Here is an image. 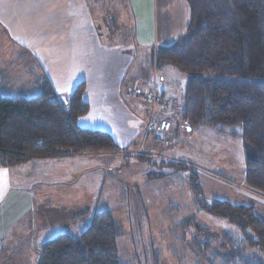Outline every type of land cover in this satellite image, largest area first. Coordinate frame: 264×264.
I'll return each instance as SVG.
<instances>
[{
	"label": "rangeland",
	"instance_id": "obj_1",
	"mask_svg": "<svg viewBox=\"0 0 264 264\" xmlns=\"http://www.w3.org/2000/svg\"><path fill=\"white\" fill-rule=\"evenodd\" d=\"M172 1L174 2H170L169 8L171 25L164 26L163 23L166 0H157V16L159 14L162 39L175 41L185 32L189 23L178 26L177 19L182 13L178 12L180 1ZM26 4V0H0V23L8 25L5 22L6 10L10 16V5L16 15L14 23H21L23 26L26 23L21 29L9 27L11 32L7 33L5 28L0 27V70L10 72L14 80L13 93L27 97L36 95L43 80L38 79L39 76L49 73L56 97L63 100L71 96L79 83L76 81L82 77L89 83L88 93L84 94L89 102V111L79 117L78 123L114 133L122 149H126L125 154L121 150L123 152L105 153L89 159L93 169L84 168L83 175L73 184H59L63 188L61 192L70 188L72 196L80 198L90 208V213L88 211L78 215L74 218L76 220L71 219L67 226L60 227H69L77 233L79 229L89 225L91 211L109 208L113 209V213L123 224L124 234L117 239V243L119 253L128 264H155V255L160 258L158 264H195L197 259H200L201 264H209L207 262L212 259L206 255L216 248L217 243L225 241L221 232L237 229L228 219L197 209L196 196L190 186V174L197 173L207 199L217 197L245 201V198L232 196L227 191L228 186L246 197L249 195L246 188H243L246 156L242 139L207 124L193 129L184 125L178 116L184 105L186 76L181 77L182 89L173 99V106L167 110L170 112V128L168 125L164 130L161 129L162 120L155 124L158 130H153L154 125L148 129L147 123L150 120L146 117H143L146 121L143 120V124L139 126V117H142L136 116L128 98H139L145 106H149V115L151 114V102L146 94L152 87L154 77L152 56L150 57L152 45L147 54L145 49H137L134 37L127 43H122L126 41L116 35L111 38L109 31V26H119L121 35L128 40L127 32L134 25L133 17L128 13V0L94 1L93 10L89 9L87 14L71 20L73 23H65H77L85 26V29L94 24L104 27L99 34L84 30L86 38H82L83 47H79L81 40L76 36L68 35L60 39L59 35L56 37L52 33L45 34L46 24L36 27L28 24V16H18L19 13L24 14ZM90 6L92 9L91 4ZM157 39L160 41V36ZM97 40L99 43H96ZM123 47L131 50L125 51ZM90 59H94L95 65L101 64L98 67L103 68L104 65L109 68L110 74L114 70L117 76L111 78L110 75L107 77L108 81L97 80L95 73L85 66ZM44 67L45 70L51 67L53 69L44 73ZM121 67L131 77H122ZM154 118L156 116L153 114L152 123H155ZM156 138L161 142L154 144L153 139ZM146 141L153 146L145 147L146 159L141 160L136 154L143 151ZM137 147L138 149H134ZM148 147L152 153L146 151ZM124 160L130 162L123 166ZM180 161H185L187 167L181 165ZM221 175L226 179L220 178ZM71 188L78 190L79 194ZM250 199L252 198L249 201ZM196 223L203 230L197 229ZM60 227L58 230L62 229ZM204 228L208 231L205 232ZM210 236L217 241H213L209 251L205 252L206 255L202 253L199 258L195 240L201 243L200 241Z\"/></svg>",
	"mask_w": 264,
	"mask_h": 264
},
{
	"label": "trees",
	"instance_id": "obj_2",
	"mask_svg": "<svg viewBox=\"0 0 264 264\" xmlns=\"http://www.w3.org/2000/svg\"><path fill=\"white\" fill-rule=\"evenodd\" d=\"M187 3V29L173 43L156 46L153 62L157 69L172 67L187 77L179 116L185 126L193 129L207 124L242 139L245 184L264 193V0ZM3 71L0 167L33 158L121 151L109 131L78 123L79 117L89 111L84 81L63 100L56 97L48 79L42 80L36 95L27 97L13 93L14 80L10 72ZM137 155L146 159L145 152ZM179 163L187 167L185 162ZM189 181L198 210L226 218L238 229L222 231L225 241L217 243L209 255L205 252L217 240L211 236L201 243L195 240L197 256L204 253L212 259L211 264H264V220L254 207L221 198L207 199L196 172L190 174ZM122 234L123 224L113 211L97 209L86 228L77 233L66 229L42 242L37 264H128L119 253L117 239ZM159 259L155 255L154 263Z\"/></svg>",
	"mask_w": 264,
	"mask_h": 264
},
{
	"label": "crops",
	"instance_id": "obj_3",
	"mask_svg": "<svg viewBox=\"0 0 264 264\" xmlns=\"http://www.w3.org/2000/svg\"><path fill=\"white\" fill-rule=\"evenodd\" d=\"M94 1L97 0H26L27 4L24 6L25 12L24 14L19 13L18 16H28L30 18V23L28 24L32 25V27L46 24L44 26V31L47 33L45 34L52 33L56 37L59 35L58 38L60 39L64 36L68 37V35L76 36L78 40H81L79 47H83L84 42L82 38H86L83 35L84 30L88 33L92 32L99 34L103 31L104 27L94 24L87 26L85 29V26L78 25L77 23L72 25H66L65 23L69 21L73 23L71 20L87 14L89 9L93 10ZM179 1L180 5H178V12L182 13L178 16L177 24L178 26H186L187 22L189 23L190 20L189 5L187 0ZM170 2L173 3L174 1L166 0L165 12H163L164 26H169L172 23L169 15ZM90 4L92 5V9ZM157 7V0H128V13L130 17H133L134 22L133 28L127 32L128 40L125 39V36L121 35L122 30H120L119 26H109L111 38L116 35L126 41L122 43H127V41L134 37L137 49H145L147 54L151 45V52H153L154 48L158 45H168V43H173L174 40L171 41L169 38L162 39V33L159 26V14L157 16ZM8 11L10 16L6 10L7 21H5L8 25L0 23V27L5 28L4 31H6V33L11 32V28L21 29V27L26 25L25 22L24 26L21 23H14V17L16 15L14 14L11 5L8 7ZM1 12L2 9L0 8V13ZM157 36H160V41H158ZM96 43H99V40H97ZM123 48L125 51L131 50V48ZM151 56L152 53L150 57ZM17 62L19 63V61ZM99 65L101 64H94V59H90L85 63L86 68L95 73L94 75L97 80H107V77L110 75L111 78L117 76V74L114 73V70L113 73L110 74L109 68L104 67V65H102L103 68H101L98 67ZM151 66V68H153L154 77L152 80V87L147 91L148 93L146 96L156 88L160 96H167L171 101L170 106L159 105L156 107V112L154 113L156 118H154L155 123H153V130H158V126L155 124H158V122L160 123L162 120L168 122L170 112L167 110L171 105L173 106V99L178 93H180L182 89L181 77H184L185 75L172 67L157 69L153 59ZM48 69L52 71L53 67ZM46 70L44 67L43 72L45 73ZM124 70L125 68L121 67L122 77H131V75L127 76L128 74H126ZM48 72L50 71L48 70ZM48 75L49 73H45L44 75L39 76L38 79L43 78V80L48 79L51 81V78H49ZM82 81L86 84L84 93L86 95L89 90V83L87 80L82 79V77L76 82L80 83ZM127 97L128 95L126 96V99ZM128 100L130 103L132 102L130 107H132V110L136 111V116L140 115L142 117H139V126L143 124V120L146 121L148 118V120H150L151 116L153 119L152 113L149 115V106H145L139 98L133 99V97H129ZM100 101L104 103L102 99ZM143 117H146V119H143ZM111 134L120 144L115 134ZM158 142L161 141L157 138L155 140L153 139L154 144ZM148 145L153 146L152 143L146 141L144 148L142 149L143 151L140 150V153H143L145 147ZM242 147L244 150L243 144ZM134 149H138V147ZM147 150L150 151V147H148L146 151ZM150 152L152 153V151ZM131 154L135 155L136 153ZM137 154L136 157L138 156ZM100 155H105V153L33 158L16 166L0 167V264H37L40 257V245L42 242L61 231L71 229L69 227H60L64 225L67 226L70 222L69 220L76 218L79 214L83 215L88 211L90 213V208H88V206L86 207L80 198L72 196L70 188L61 192V189L63 188H60L59 184H73L74 181L77 182V179L83 175L85 171L84 168H86V170L90 168L93 169L90 167L91 163L89 159H93ZM129 162L130 160H124L122 165L124 166ZM66 178L71 179L69 180ZM220 178L226 179L222 175ZM243 181L245 184V177ZM52 183L57 185L51 186ZM243 188H246V192L249 194L247 197L243 193L236 191L235 188L227 186V191L230 195L246 199L245 201L228 200L237 204L252 205L256 214L264 220V193L249 188L246 184ZM71 190L74 191V188H71ZM74 192L79 194L78 190ZM249 198L252 199L249 201ZM95 210L97 209L91 211L90 219ZM53 226H57V228H52ZM59 227L62 229L58 230ZM79 228L80 226L77 230ZM234 231L238 232V229ZM207 263L211 264L209 261ZM217 263L219 264V262ZM195 264H201L200 259H197Z\"/></svg>",
	"mask_w": 264,
	"mask_h": 264
},
{
	"label": "built area",
	"instance_id": "obj_4",
	"mask_svg": "<svg viewBox=\"0 0 264 264\" xmlns=\"http://www.w3.org/2000/svg\"><path fill=\"white\" fill-rule=\"evenodd\" d=\"M149 101L151 102V113L152 115L154 114L153 110H156V107L159 105H164V106H170L171 101L167 96H160L158 90L156 88L153 89L152 93L148 97ZM166 120L162 121V126L160 127L161 129L164 130V127L167 128L169 123ZM153 126L152 123V116L150 118V122L148 123V129H150Z\"/></svg>",
	"mask_w": 264,
	"mask_h": 264
}]
</instances>
